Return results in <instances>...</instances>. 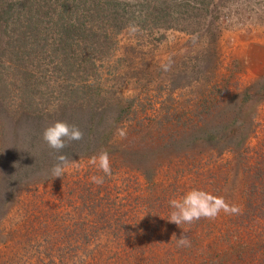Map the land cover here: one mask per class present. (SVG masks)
Returning a JSON list of instances; mask_svg holds the SVG:
<instances>
[{
	"label": "rangeland",
	"instance_id": "1",
	"mask_svg": "<svg viewBox=\"0 0 264 264\" xmlns=\"http://www.w3.org/2000/svg\"><path fill=\"white\" fill-rule=\"evenodd\" d=\"M240 1L216 0L219 19L193 35L123 31L111 61L99 68L90 107L57 106L63 82L55 75L43 98L23 102L20 72L0 66V172L12 161L23 169L11 186L0 182L2 199L10 196L0 209V264H264V211L248 222L244 207L248 174L264 171V24H232L229 13ZM89 108L108 113L103 129L86 135L80 120ZM203 120L221 138L218 150L191 133L168 140L169 123L185 128ZM57 121L82 130L83 139L71 143L88 155L71 159L53 179L56 159L42 133ZM240 137L242 162L219 150ZM101 151L109 155V175L89 163ZM92 176H103V184ZM193 189L223 197L239 212L169 223V201ZM182 234L190 247L177 246Z\"/></svg>",
	"mask_w": 264,
	"mask_h": 264
},
{
	"label": "trees",
	"instance_id": "2",
	"mask_svg": "<svg viewBox=\"0 0 264 264\" xmlns=\"http://www.w3.org/2000/svg\"><path fill=\"white\" fill-rule=\"evenodd\" d=\"M215 1L0 0V66L11 67L12 70L20 72L18 89L23 102L27 101L29 104L43 98L46 88L54 84L55 78H52V75H55L63 82L58 85L57 106L62 108L70 105V102L83 101L82 105L87 102L90 103V107L95 103V96L92 94L100 79L99 68L111 61L116 47V37L119 34L130 29V26L143 30L196 34L203 30L212 17L215 20L219 19L220 12H213ZM230 2L231 0H227V3ZM229 14L232 24L252 21L262 25L264 0L240 1L238 7L232 9ZM120 109L125 110L122 107ZM101 110L102 115L93 108L87 110L85 118L80 120L84 124H82L84 134L91 135L98 131L99 127L103 129L102 116L108 113V109ZM210 114L212 115L206 112L207 116ZM204 120L200 123L193 122L185 128L169 123L168 140L176 144L191 133L195 136V141L208 143L214 150H218L217 143L221 138H218V133L212 128L206 131L209 120L207 122ZM225 129L227 130V127ZM240 129L244 131V127ZM105 130L107 128L103 130L102 140L107 145L111 129ZM160 132L158 129L155 134L159 135ZM244 137H240V141H225L224 147H220L219 150L233 151L238 161H244L245 157L242 154L246 153L247 148L246 139L244 143L241 142ZM166 145H169L168 141ZM78 149L70 143L59 154L66 155L69 160L88 155L87 150H81L78 155L75 151ZM56 155L58 154L52 150L48 153V156ZM19 169L16 161L5 165L0 172L1 186H11L15 176L22 173L23 169ZM144 174L148 179V175ZM260 176H264L263 169L255 170L246 178L249 183L244 207L246 212L252 214V219L247 218L248 222L257 219L258 214L261 216L264 211V177ZM9 197L3 200L0 196V209L5 208ZM222 256H219L220 260ZM209 262L206 260L201 263L211 264L212 259Z\"/></svg>",
	"mask_w": 264,
	"mask_h": 264
},
{
	"label": "clouds",
	"instance_id": "3",
	"mask_svg": "<svg viewBox=\"0 0 264 264\" xmlns=\"http://www.w3.org/2000/svg\"><path fill=\"white\" fill-rule=\"evenodd\" d=\"M135 31V26H130ZM163 70L167 71L169 65H163ZM83 132L75 125H70L63 121H57L51 126L44 129L42 140L49 149L57 153L56 163L51 169L53 179L61 178L71 162L66 155L62 153L71 142L81 141ZM89 163L95 166L105 175L111 173V163L107 151H101L98 155L90 158ZM94 184L100 185L104 182L103 176L90 177ZM171 209L167 221L178 227L181 224H192L201 219L214 220L221 212L225 214H236L239 208L235 205L228 204L223 197H217L203 190L193 189L188 191L179 199H171L169 201ZM143 219V218H142ZM175 236V234H173ZM178 247H190V239L186 235L177 238Z\"/></svg>",
	"mask_w": 264,
	"mask_h": 264
}]
</instances>
